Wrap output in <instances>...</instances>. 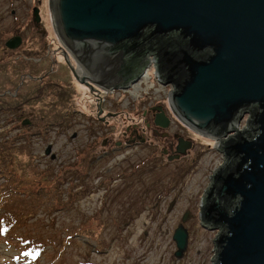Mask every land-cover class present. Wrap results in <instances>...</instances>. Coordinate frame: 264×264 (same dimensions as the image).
<instances>
[{"label":"rangeland","instance_id":"obj_1","mask_svg":"<svg viewBox=\"0 0 264 264\" xmlns=\"http://www.w3.org/2000/svg\"><path fill=\"white\" fill-rule=\"evenodd\" d=\"M51 3L0 0V61L8 67L10 60H21L17 77L9 72V86L17 79L26 85L19 100L15 85V90L0 87V228H9L0 237V264H212L219 230L202 226L199 215L206 185L225 160L215 150L217 141L185 126L170 105L173 87L158 83L154 64L145 72L147 81L139 79L123 90L94 84L93 91L90 81L79 78L80 64L61 54L64 45ZM33 8L40 10L38 24ZM17 21L19 27L27 25L25 32L16 33L25 44L6 58L2 45L18 28ZM39 33L47 35L45 41ZM43 51L57 59V81L67 93L52 88L37 101L33 94L56 72L52 68L40 76ZM155 103L172 120L170 133L195 140L180 165L161 158L155 149L161 138L155 148L116 144L136 112L138 122ZM96 106L102 107L105 122ZM24 120L30 123L23 125ZM150 135L146 137L153 141ZM107 140L111 142L104 145ZM2 188L7 195L16 192L6 197ZM186 212L191 215L184 224L189 243L184 258L177 259L173 234ZM20 239L40 247V257L26 254Z\"/></svg>","mask_w":264,"mask_h":264},{"label":"water","instance_id":"obj_2","mask_svg":"<svg viewBox=\"0 0 264 264\" xmlns=\"http://www.w3.org/2000/svg\"><path fill=\"white\" fill-rule=\"evenodd\" d=\"M51 1L62 44L84 69L101 73L95 85L128 89L153 63L159 83L173 87L176 115L217 139L225 160L199 215L202 226L219 230L212 264H264V0ZM21 42L13 37L6 46ZM158 110L155 124L166 128ZM188 218L173 235L179 259Z\"/></svg>","mask_w":264,"mask_h":264},{"label":"flooded vegetation","instance_id":"obj_3","mask_svg":"<svg viewBox=\"0 0 264 264\" xmlns=\"http://www.w3.org/2000/svg\"><path fill=\"white\" fill-rule=\"evenodd\" d=\"M12 16H16V15L12 14ZM17 25H19V21H17ZM25 27H27V25L18 27L17 28L18 30L16 29V31L25 32L26 29ZM24 44L25 42L23 40L21 48L24 46ZM96 108H102V107L96 106ZM143 108H145V106H143ZM159 108H163V111H165L164 107L160 103L151 104L147 109L142 111L141 113L142 118L138 122L136 118L140 113L137 111L136 115H134L135 117L131 118V121L133 120V122L124 126V131L122 132L123 141L122 142L118 141L116 142V144L120 145L122 143V145H124L127 148L142 144V145H148V147L150 148L157 145V143L160 142L159 138H161L162 142L159 148L154 147L156 150H159L161 158L166 161L170 158L171 159L175 158L174 162L184 161V159H186L188 154L190 153V150H186L187 143L190 141L193 143V139L189 137L185 138L178 132L170 133L169 131L170 127L173 126L172 120L171 123H169V125L165 129L163 127L157 126L155 124V120L156 117L159 115V110H158ZM108 118H112V117L111 116L106 117V119ZM139 124L141 126H139ZM147 135H150L151 138L158 141L157 142H154V140L149 141L150 139L146 137ZM110 142H111L110 140H107L104 142V145H107Z\"/></svg>","mask_w":264,"mask_h":264},{"label":"trees","instance_id":"obj_4","mask_svg":"<svg viewBox=\"0 0 264 264\" xmlns=\"http://www.w3.org/2000/svg\"><path fill=\"white\" fill-rule=\"evenodd\" d=\"M17 27H19V25H17ZM16 27V28H17ZM18 30V29H17ZM1 33V32H0ZM22 33V32H21ZM40 34V33H39ZM41 35V37H42V40H44L45 38L44 37H46L47 35L46 34H44V33H41L40 34ZM36 39L37 40H40V37H36ZM45 41V40H44ZM40 42V41H39ZM44 47V46H43ZM2 50H4V54L6 55V58H9L10 57V53L12 52V51H10V50H8L6 47H5V42H4V44L2 45ZM44 55L43 56H41L42 57V61H41V65H42V68H43V70L41 71L42 73H41V77L43 78V76H44V78H45V73H47L48 71H49V68H50V62H49V60L45 57V54H46V52L45 51H43L42 52ZM9 61V60H8ZM2 62H3V60H1L0 61V85H2V86H0V87H2L1 89L2 90H8L9 88H11V89H17V97H16V99H20L21 98V90L22 91H24L25 90V87H26V85L25 84H23L22 86H21V81L20 80H16V82H14V84L12 85V87H10L9 86V83L10 84H12L13 83V81H12V76H11V78H10V73L9 72H11L12 74H15V77H17V74H18V72H19V69H21V67L23 68V65L21 66V63L20 62H22L21 60L20 61H18V60H14V61H11L10 60V62L8 63V67H6V65H4V64H2ZM11 63V64H10ZM42 63H44V64H42ZM46 69V70H45ZM45 70V71H44ZM31 76H33V75H31ZM21 77V76H20ZM33 77H36V76H33ZM40 78V77H39ZM50 79H52L51 81H49ZM44 80H47V81H49V82H46L45 84L44 83H42L41 84V86H40V88L39 89H37V92L36 93H34L33 95H34V97L36 98L35 100H40V98H42V97H44L46 94H51V92H50V90L53 88V89H59V90H61V91H65V93H67V90H65V88H66V86H64V85H62L60 82H58L57 80H58V71H57V67H56V72H55V75H53V74H51V75H49V78H47V79H44ZM56 80V81H55ZM17 83V84H16ZM14 85H15V87H14ZM9 87V88H8ZM14 87V88H13ZM14 89V90H15ZM46 91H49L48 93H45ZM65 95V94H64ZM4 103V102H3ZM2 103V105H5V106H9L8 104H6V103H4L3 104ZM0 105H1V103H0ZM4 106V107H5ZM11 106L12 105H10V108H11ZM29 105L28 104H22V107H28ZM17 107V106H16ZM19 107V106H18ZM5 179V178H4ZM6 183H7V185H8V182L7 181H5L4 182V186L6 187ZM1 187V186H0ZM3 187V186H2ZM4 188V187H3ZM1 189L4 193H5V195H6V197H13V195L12 194H14L13 192H16V191H14V189L12 190V191H10L11 192V194L10 195H7L6 194V190H4V189ZM15 189H17V188H15ZM1 193V192H0ZM3 199V196H0V199ZM0 232H1V234L5 237L6 235H7V233H9V228L8 227H6L5 225H3L1 228H0ZM21 240V243H22V247H23V250L26 252V253H28V254H30L32 257H39L40 255H41V249H40V247H38V246H34V245H32V246H30V243L32 244V241H29V240H24V239H20Z\"/></svg>","mask_w":264,"mask_h":264},{"label":"bare ground","instance_id":"obj_5","mask_svg":"<svg viewBox=\"0 0 264 264\" xmlns=\"http://www.w3.org/2000/svg\"><path fill=\"white\" fill-rule=\"evenodd\" d=\"M47 7V6H46ZM61 42V41H60ZM65 47V46H64ZM62 45H61V49L63 50V52H64V54L62 55L64 58L66 57L67 59H68V54H69V56H73L72 54H71V52L67 49V51L65 52V50L63 49L64 48ZM73 59H74V61L78 64V62H77V60L74 58V57H72ZM152 63V62H151ZM153 64V63H152ZM151 64V65H152ZM79 67H80V69L82 70L81 72H79V75H80V79H83V80H87V81H90L91 82V85H92V83L93 84H97V85H99V83L100 82H102L101 81V79L99 78V75H101V73H98V72H95L94 71V73L95 74H92L91 75V73H89V70L88 69H83L82 67H81V65H78ZM148 72H149V70H148ZM147 72V73H148ZM149 75V73L148 74H144L141 78H140V80H148L147 79V76ZM156 75V74H155ZM150 76V75H149ZM93 88H96L94 85H93ZM204 137H206V138H208V139H210L211 137H208V136H204ZM212 139V138H211ZM213 140H216L217 141V139H213Z\"/></svg>","mask_w":264,"mask_h":264}]
</instances>
